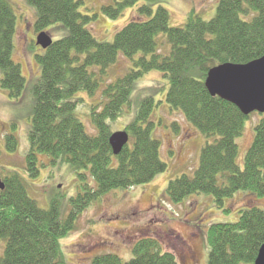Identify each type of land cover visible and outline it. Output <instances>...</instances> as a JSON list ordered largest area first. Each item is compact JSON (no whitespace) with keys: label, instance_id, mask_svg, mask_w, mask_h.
I'll use <instances>...</instances> for the list:
<instances>
[{"label":"trees","instance_id":"trees-1","mask_svg":"<svg viewBox=\"0 0 264 264\" xmlns=\"http://www.w3.org/2000/svg\"><path fill=\"white\" fill-rule=\"evenodd\" d=\"M140 1L122 0L103 10L115 20ZM25 2L36 12L38 34L55 24L68 30L64 38L37 56L41 75L33 89L35 106L28 129L26 171L37 178L39 157L47 155L54 163L71 165L76 172L86 171L96 186H82V192L71 199V212L64 219L57 202L43 209L30 198L17 173L4 178V189L0 188V264H64L60 241L74 230L78 217L93 202L114 190L149 184L167 171L160 141L153 137L152 97L142 102L135 120L125 129L130 135L129 145L119 155L110 145L111 123L131 106L137 81L155 70L169 80L167 103L171 110L180 111L206 139H214L203 147L192 176L184 174L170 181V202L181 204L204 194L223 208L225 201L239 192L264 200V115L240 167L237 138L249 117L233 104L212 97L205 86L212 68L226 63L247 64L264 56V0H220L213 19L204 21L193 11L183 27H171L167 9L159 7L153 14L146 3L139 12L150 18L132 20L116 34L113 43L94 37L88 27L96 16L80 12L81 0ZM16 31L13 7L8 0H0V86L11 100L18 101L27 81L14 59ZM161 34L171 46L168 54L160 51ZM120 56L132 62L133 68L107 85L102 109L92 107L91 123L97 133L89 134L76 113L81 102L76 96L82 92L93 96L100 81L91 69L100 68L103 79ZM5 141L7 151L14 153L17 137L9 134ZM80 177L87 182V175ZM255 200L243 206L237 222L211 225L208 264L255 263L264 246V209ZM132 253L127 263L115 254H105L96 256L91 264H180L172 252L163 251L159 242L150 238L137 242Z\"/></svg>","mask_w":264,"mask_h":264},{"label":"rangeland","instance_id":"rangeland-1","mask_svg":"<svg viewBox=\"0 0 264 264\" xmlns=\"http://www.w3.org/2000/svg\"><path fill=\"white\" fill-rule=\"evenodd\" d=\"M8 1L17 17L14 59L22 66L27 84L18 101L11 100L0 86V176L4 179L17 173L25 182L30 198L43 209L57 202L61 207V216L66 219L71 212V199L82 192L85 183L93 187L96 183L86 171L76 172L71 165L54 163V159L47 155L39 157L40 173L37 178H31L26 171V154L30 148L28 129L35 106L33 89L41 75L37 56L43 54L44 50L36 44L35 10L25 0ZM81 1L80 12L85 16H96L88 27L94 37L99 42L113 43L116 34L132 20L147 21L150 18L139 12L146 3L151 6L153 14L159 7L167 9L171 27H183L193 11L204 21L213 19L220 0H141L115 20L107 16L103 8L122 0ZM45 32L54 42L68 34L62 24H55ZM158 44L161 52H170L166 35H159ZM132 68L133 63L120 56L103 79L99 75L100 68L91 69L99 77L98 91L93 96L86 92L76 96L81 100L76 113L89 134L97 133L91 123L92 107L102 109L106 102L104 90L107 85L124 77ZM169 86V80L163 73L155 70L145 74L135 85L130 98L131 106L126 107L121 118L111 123L113 133L125 131L135 120L142 102L152 97L155 101L153 137L160 141V155L168 165L167 171L149 184L129 190H114L93 202L78 217L74 230L60 241L64 264H91L96 256L105 254H115L127 263L133 257L134 245L148 238L158 241L163 251L172 252L180 264H208V230L212 224L237 222L240 210L243 206L254 204V199L256 205L264 209L263 199L244 192L226 200L223 208L215 205L212 196L204 194L194 195L181 204L170 202L167 195L170 181L184 174L192 176L199 166L203 147L207 141L213 142L214 139H206L180 111L171 110L167 103ZM261 119V114H251L242 135L237 138V163L240 167L244 165L255 137V128ZM9 134L15 135L18 140L14 153H9L6 148L5 138ZM80 174L87 175V182L82 180ZM2 250L0 246V255Z\"/></svg>","mask_w":264,"mask_h":264},{"label":"water","instance_id":"water-1","mask_svg":"<svg viewBox=\"0 0 264 264\" xmlns=\"http://www.w3.org/2000/svg\"><path fill=\"white\" fill-rule=\"evenodd\" d=\"M47 32L37 36V45L46 50L53 45ZM205 86L212 97H219L236 106L244 116L257 112L264 114V56L247 64L226 63L212 68ZM127 132H116L110 137L115 155L121 154L129 144ZM0 188L4 183L0 176ZM254 264H264V246L259 250Z\"/></svg>","mask_w":264,"mask_h":264}]
</instances>
